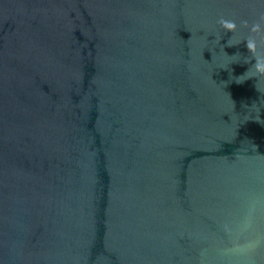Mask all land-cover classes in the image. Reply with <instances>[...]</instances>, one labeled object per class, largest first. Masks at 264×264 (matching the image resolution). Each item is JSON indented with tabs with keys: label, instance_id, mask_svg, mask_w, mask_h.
<instances>
[{
	"label": "water",
	"instance_id": "1",
	"mask_svg": "<svg viewBox=\"0 0 264 264\" xmlns=\"http://www.w3.org/2000/svg\"><path fill=\"white\" fill-rule=\"evenodd\" d=\"M262 18L0 0V264H264Z\"/></svg>",
	"mask_w": 264,
	"mask_h": 264
},
{
	"label": "clouds",
	"instance_id": "2",
	"mask_svg": "<svg viewBox=\"0 0 264 264\" xmlns=\"http://www.w3.org/2000/svg\"><path fill=\"white\" fill-rule=\"evenodd\" d=\"M264 19V18H262ZM245 27H247V22H244ZM222 27L226 32L235 33L236 31V23L234 21H222ZM251 32L257 34H264V27H262L261 23H255L251 26ZM231 45V41H229V45ZM246 47L250 53H252L255 57V65L254 71L258 75H264V55H260L257 52L258 44L257 39L253 36H249L246 40Z\"/></svg>",
	"mask_w": 264,
	"mask_h": 264
}]
</instances>
